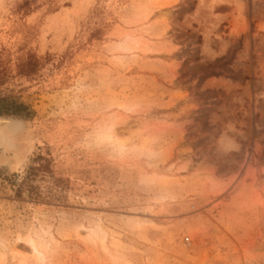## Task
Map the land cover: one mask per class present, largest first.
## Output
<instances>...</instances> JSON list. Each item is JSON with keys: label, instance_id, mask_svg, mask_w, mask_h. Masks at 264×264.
<instances>
[{"label": "rangeland", "instance_id": "rangeland-1", "mask_svg": "<svg viewBox=\"0 0 264 264\" xmlns=\"http://www.w3.org/2000/svg\"><path fill=\"white\" fill-rule=\"evenodd\" d=\"M13 106L12 264H264V0H0Z\"/></svg>", "mask_w": 264, "mask_h": 264}, {"label": "bare ground", "instance_id": "bare-ground-1", "mask_svg": "<svg viewBox=\"0 0 264 264\" xmlns=\"http://www.w3.org/2000/svg\"><path fill=\"white\" fill-rule=\"evenodd\" d=\"M18 126L19 125L17 123V120L15 121V120L10 119V118H1L0 117V147H3L4 149H9L10 147L13 146V141H15L14 140V134H15L17 128H19ZM108 134H109L110 139L113 138L116 141L117 145L120 147V149L122 151H124L126 149L128 142L126 140H124L123 138L119 137L113 129H111ZM147 142L148 141L145 140L144 144ZM13 148H11V149H13ZM17 152H18V150H17ZM28 244L30 246L32 253L35 254V256L39 259V261L44 262V255L41 252V250L38 248V246L35 244V242L30 241ZM14 248L11 249V248H6L3 246H0V255H1V259H2L3 264H12L18 259L17 258L18 255H17L16 250Z\"/></svg>", "mask_w": 264, "mask_h": 264}, {"label": "trees", "instance_id": "trees-1", "mask_svg": "<svg viewBox=\"0 0 264 264\" xmlns=\"http://www.w3.org/2000/svg\"><path fill=\"white\" fill-rule=\"evenodd\" d=\"M26 74L33 73V66L31 65L25 70ZM24 108L22 106H13L12 109H0V116L8 115V116H20L22 114V110Z\"/></svg>", "mask_w": 264, "mask_h": 264}]
</instances>
